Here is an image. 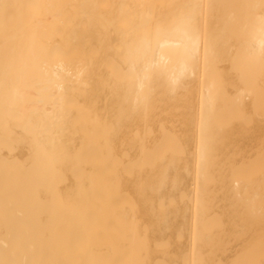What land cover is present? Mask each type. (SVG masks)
I'll return each instance as SVG.
<instances>
[{
	"label": "bare ground",
	"instance_id": "1",
	"mask_svg": "<svg viewBox=\"0 0 264 264\" xmlns=\"http://www.w3.org/2000/svg\"><path fill=\"white\" fill-rule=\"evenodd\" d=\"M0 264H264V0H0Z\"/></svg>",
	"mask_w": 264,
	"mask_h": 264
}]
</instances>
